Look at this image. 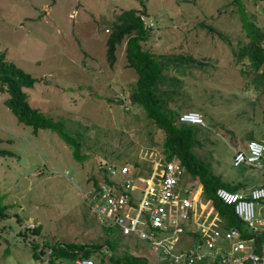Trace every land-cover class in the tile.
<instances>
[{
    "label": "rangeland",
    "instance_id": "374dc122",
    "mask_svg": "<svg viewBox=\"0 0 264 264\" xmlns=\"http://www.w3.org/2000/svg\"><path fill=\"white\" fill-rule=\"evenodd\" d=\"M243 2L264 24V0ZM142 5L143 22L150 28L142 47L169 52L181 42L192 56L206 57L201 64L184 65L179 97L169 101L182 112H199L202 123L194 150L222 180L245 181L243 192L264 183V90L254 88L249 74L233 64L220 38L194 24L207 15L206 23L234 41L242 31L230 0H0V50L34 78L22 88L29 105L61 119L80 153L86 154L74 156L71 145L50 128L33 131L18 122L4 103L7 94L0 92V147L12 152L0 155V203L7 205V215L0 218V264H42L30 256L28 240L34 238H106L115 254L126 248L153 262L144 240L97 222L79 194L90 184L89 175L100 178L98 161L125 164L133 156L145 161L149 151L160 147L161 132L141 106L128 101L136 74L125 65L124 39L116 45L112 64L106 57L116 15ZM249 132L263 144L261 167L232 165L234 149ZM254 211L264 220V198L254 204ZM36 224H41L40 234L24 238L21 226ZM189 244L182 242V247ZM65 261L60 264H75Z\"/></svg>",
    "mask_w": 264,
    "mask_h": 264
},
{
    "label": "trees",
    "instance_id": "16d2710c",
    "mask_svg": "<svg viewBox=\"0 0 264 264\" xmlns=\"http://www.w3.org/2000/svg\"><path fill=\"white\" fill-rule=\"evenodd\" d=\"M138 1L140 4H143V0ZM230 3L233 6V12L239 20L242 31L241 36L237 37L234 41H231L228 36H225L212 24L206 23L204 20L208 17L207 15L194 24L204 27L205 34L209 33L220 38L226 44L233 64H238L239 70L242 73L249 74V80L254 88L257 87L263 91L264 24L256 21L254 14L249 12L245 7L243 0H230ZM218 7L216 8L218 9ZM261 9L264 10V6ZM144 14L145 8L142 5L139 9H123L116 15L112 29L109 30L110 34L106 40L108 63L112 64L114 62L116 45L124 39L125 65L132 67L136 74L135 80L128 92V101L141 106L152 125L161 132L162 140L160 141V147L154 148L158 151L157 154L164 161L174 159L178 162L181 167L179 176L182 186L193 189L197 183L200 184V198L212 206L213 211L219 217L220 228H235L240 238L251 237L253 240L252 250L259 251L260 246L264 245V227L256 232H251L246 227L245 222L234 213L232 205L222 201L216 195L218 187H224L230 191H243L247 183L243 180H222L217 173H214L210 169L209 163L202 159L193 148L194 144L199 143L198 135L200 132L198 128L201 126L199 123L179 121L178 115L182 111L170 106L169 103L170 100L179 97V88H181L182 76L185 73L184 65L189 66L188 62L201 64L206 57L199 56L197 58L192 56V54L184 51L181 42L171 46L173 50L169 52H153L148 48L142 47V41L146 40L150 33V28L143 23ZM175 48L176 50H180L176 51L174 50ZM33 82L34 78L32 76L7 60L4 51L0 50V92L7 94L4 103L14 114L16 120L30 125L33 131L37 128H50L56 131L59 136L71 145L74 156L84 155L85 153L82 154L79 151L78 141L68 135L63 129L61 119H53L29 105L22 88L31 86ZM258 91L260 92V90ZM251 138L254 137L249 132L245 141ZM259 140L261 141V139ZM5 154L11 155L12 152L0 147V155ZM125 160L124 162L134 172L139 174L148 172L151 165L150 161L138 160L137 156ZM97 165L101 174L100 178L89 175L88 182L96 184L100 179L112 181L104 171L102 161H98ZM181 174H184V178ZM258 185H264V183ZM6 207V204L0 203V218L7 215L5 212ZM14 217L17 221H20L18 215L15 214ZM180 225L181 231L178 238L180 242L189 240V245H191L201 240L199 227L188 218L185 222H181ZM40 228L41 224H36L21 226L20 230L23 237L26 238L28 233L34 236L39 235ZM116 230L122 236L125 235L117 227ZM183 235L188 236V239L184 240L182 238ZM28 242L30 256L33 259H39L42 261V264H60L63 260H73L75 263L76 259L82 257L91 258L93 264H164V262H157L154 255L153 262H148L144 255L126 248L122 249L119 254H115L113 251L115 246L106 238L88 242H65L58 239L49 241L47 239L38 240L34 238L29 239ZM204 259L192 264H230L228 262H220L218 257L213 260L208 258L207 263H204ZM239 264H249V262L242 261Z\"/></svg>",
    "mask_w": 264,
    "mask_h": 264
},
{
    "label": "built area",
    "instance_id": "2783aa9c",
    "mask_svg": "<svg viewBox=\"0 0 264 264\" xmlns=\"http://www.w3.org/2000/svg\"><path fill=\"white\" fill-rule=\"evenodd\" d=\"M178 120L202 123L195 110L181 112ZM262 149L259 140H246L234 149L232 165L261 167ZM147 156L144 159L151 165L145 174L134 172L127 164L102 161L104 171L112 181L100 179L79 193L98 222L115 225L123 234L144 240L160 263L192 264L203 258L213 260L218 257L220 262L230 264L242 261L264 264V245L254 251L251 237L240 238L237 229L219 227V217L212 206L200 198V184L198 190L179 183L181 167L176 160L164 161L153 150ZM216 195L232 205L234 213L251 232L264 227V220L254 211V204L264 198V185L251 186L244 192L218 187ZM187 218L199 227L201 240L182 247L178 239L180 223ZM75 263L93 264V261L82 257Z\"/></svg>",
    "mask_w": 264,
    "mask_h": 264
}]
</instances>
